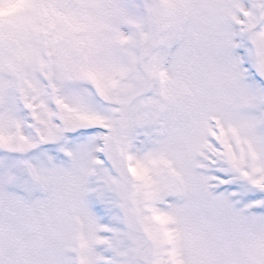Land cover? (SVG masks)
Segmentation results:
<instances>
[{
	"label": "snow or ice",
	"instance_id": "snow-or-ice-1",
	"mask_svg": "<svg viewBox=\"0 0 264 264\" xmlns=\"http://www.w3.org/2000/svg\"><path fill=\"white\" fill-rule=\"evenodd\" d=\"M0 264H264V0H0Z\"/></svg>",
	"mask_w": 264,
	"mask_h": 264
}]
</instances>
